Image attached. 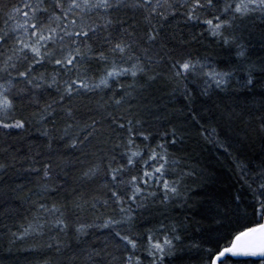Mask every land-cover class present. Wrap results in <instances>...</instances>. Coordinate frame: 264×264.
<instances>
[{
  "label": "trees",
  "instance_id": "1",
  "mask_svg": "<svg viewBox=\"0 0 264 264\" xmlns=\"http://www.w3.org/2000/svg\"><path fill=\"white\" fill-rule=\"evenodd\" d=\"M28 2L38 4L0 0V99L11 104L0 119L24 124L0 126V264H210L263 223L264 6L77 0L69 11V0H45L46 11L25 17ZM207 20L222 25L217 35ZM32 23L45 36L55 28L53 39L37 44ZM117 43L124 53L112 50ZM25 44L40 47V63ZM76 49L83 59L71 72L55 63ZM177 62L194 68L177 77ZM114 65L136 75L65 93V81L99 84ZM133 151L140 156L128 165ZM153 151L165 167L145 184L144 172L159 166Z\"/></svg>",
  "mask_w": 264,
  "mask_h": 264
},
{
  "label": "snow or ice",
  "instance_id": "2",
  "mask_svg": "<svg viewBox=\"0 0 264 264\" xmlns=\"http://www.w3.org/2000/svg\"><path fill=\"white\" fill-rule=\"evenodd\" d=\"M64 0H56L57 7H61ZM210 3L211 0H208ZM45 0H38L37 5H33L31 2L25 3L24 7L28 9V11H24L22 14L25 17H28L29 14H35L37 11H46V9H42L39 6L44 4ZM84 3L87 4V0H84ZM248 4H255L257 7L264 6V0H247V3H243L241 5H237L235 8L236 12H242L248 10ZM200 5V0H196V7ZM96 7H108V0H102L101 4L94 5ZM81 5L77 3V0H69V11H71L74 8H80ZM17 11H20V9H17ZM58 18V17H57ZM194 17L192 15L189 16V19H193ZM218 19V18H217ZM28 21H25V24H27ZM41 26H43V21H40ZM206 23L212 28V34L217 35V30L222 26L220 23H217L213 27V21L207 20ZM31 27L34 31L32 32L33 36H38L37 44H39L40 41H46L53 39V36L56 32L55 28H50L49 32L52 33V35L45 36L40 29L37 27L36 23H32L28 25ZM66 35H72L70 33H65ZM76 36H88L87 32H78L75 33ZM153 37H150V39ZM3 37H0V40H2ZM62 39V38H61ZM75 42V41H73ZM24 47H30L29 45L25 44ZM127 45L122 43H117L114 48L112 49L114 52L124 53ZM31 52L34 54V62L40 63L43 57H41L40 47L37 46H31L30 47ZM35 57H40V59H35ZM80 57V59H78ZM82 57L80 54L79 49H76L73 52H70L68 55H62V58L56 59L55 63L57 65H60L66 72H71L74 68H76L77 64L81 63ZM99 59L104 60L106 59L103 54L100 55ZM71 65L72 67L69 68L68 66ZM173 71L175 76L181 77L184 76L186 73H188L190 70L194 68V65H191L188 62L179 63L177 62L173 66ZM31 69H29L28 72H20L19 75L26 77L29 75V72ZM142 71V69H141ZM131 72V75L135 76L136 71L132 70L131 68H117L115 65L112 67L111 70L106 71V74L103 76V78L100 79L99 84L90 85L82 78L77 79H69L64 82V91L66 94L71 95L74 91L78 92L81 89L91 90L95 87H100V85L107 86L109 79H115L118 76L124 75L126 73ZM212 80L215 81L217 86H220L222 83H225L224 79L220 74L216 73H209L208 74ZM28 83H32V80H29ZM55 78H53V84H55ZM248 83H251V80L248 81ZM39 87V85H36ZM11 107V104L7 97H4L3 99H0V116H3L7 112V110ZM0 126L4 128L8 127H15V128H23L24 124L22 121H17L14 124H8L4 123L2 119H0ZM122 127V126H121ZM131 131V129H129ZM146 139V137H145ZM129 143L131 144L132 141L130 140ZM140 156V153L137 151L131 152V155L128 156L127 163L128 165L134 164V157ZM152 161H157L159 166L155 167L153 171H145L143 174V177H141V181L145 184H147L149 181H151L155 174H160V176L163 175V169L165 167L164 163H159V161L165 160L164 156H160L159 160L157 157V154L155 151H153L152 155L149 157ZM147 163V162H146ZM151 167V165H149ZM122 169H115L113 172V180H116L119 176ZM147 178V179H145ZM157 182H160L159 176L156 177ZM136 177H132L131 183L136 184ZM163 186L166 191H170L175 193L176 188L169 185L167 180H163ZM262 188H264V185H261ZM141 189L137 185L135 188L136 194H139ZM115 195V193L113 194ZM264 195V193H262ZM259 214L262 219H264V203L261 204L260 209L258 210ZM107 226V225H106ZM119 235V233H117ZM121 239L126 243V245H130L132 248L136 247V242L131 239L128 236H122ZM164 245H171L170 240H165L164 244L155 243L152 245V247L156 250V252L163 253L164 252ZM226 254H230L231 256L237 257V256H244V257H261L264 258V223H259L257 226L250 227L245 231H241L239 234L235 235V237L232 239L230 246L224 247L222 250H220L217 254H215L214 258H210V264H217L219 261V264H225V261L221 258L226 257ZM155 255V253H153Z\"/></svg>",
  "mask_w": 264,
  "mask_h": 264
},
{
  "label": "flooded vegetation",
  "instance_id": "3",
  "mask_svg": "<svg viewBox=\"0 0 264 264\" xmlns=\"http://www.w3.org/2000/svg\"><path fill=\"white\" fill-rule=\"evenodd\" d=\"M234 260V261H238V260H241V259H236L234 256H231L230 254H226V257H224L222 260H224V261H228V260ZM248 259H250V260H254L256 263H259V264H264V258L262 259V258H260V257H245V258H243L242 260H248ZM229 262V261H228ZM218 264H219V262H218Z\"/></svg>",
  "mask_w": 264,
  "mask_h": 264
},
{
  "label": "water",
  "instance_id": "4",
  "mask_svg": "<svg viewBox=\"0 0 264 264\" xmlns=\"http://www.w3.org/2000/svg\"><path fill=\"white\" fill-rule=\"evenodd\" d=\"M263 223H264V220H263ZM236 259H243V258H245L244 256H237V257H235ZM261 258V257H260ZM221 259H223V258H221ZM263 259V258H262ZM219 262V261H218ZM218 262H217V264H218Z\"/></svg>",
  "mask_w": 264,
  "mask_h": 264
},
{
  "label": "rangeland",
  "instance_id": "5",
  "mask_svg": "<svg viewBox=\"0 0 264 264\" xmlns=\"http://www.w3.org/2000/svg\"><path fill=\"white\" fill-rule=\"evenodd\" d=\"M8 128H15V127H8Z\"/></svg>",
  "mask_w": 264,
  "mask_h": 264
}]
</instances>
